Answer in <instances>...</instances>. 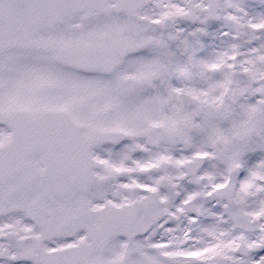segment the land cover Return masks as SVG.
I'll return each instance as SVG.
<instances>
[{"label":"snow or ice","instance_id":"snow-or-ice-1","mask_svg":"<svg viewBox=\"0 0 264 264\" xmlns=\"http://www.w3.org/2000/svg\"><path fill=\"white\" fill-rule=\"evenodd\" d=\"M0 264H264V0H0Z\"/></svg>","mask_w":264,"mask_h":264}]
</instances>
